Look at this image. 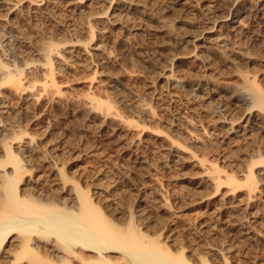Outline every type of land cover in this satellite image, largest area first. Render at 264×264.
Masks as SVG:
<instances>
[{
  "label": "rangeland",
  "instance_id": "374dc122",
  "mask_svg": "<svg viewBox=\"0 0 264 264\" xmlns=\"http://www.w3.org/2000/svg\"><path fill=\"white\" fill-rule=\"evenodd\" d=\"M257 96L264 0H0V196L82 193L167 257L264 264Z\"/></svg>",
  "mask_w": 264,
  "mask_h": 264
},
{
  "label": "bare ground",
  "instance_id": "6f19581e",
  "mask_svg": "<svg viewBox=\"0 0 264 264\" xmlns=\"http://www.w3.org/2000/svg\"><path fill=\"white\" fill-rule=\"evenodd\" d=\"M254 105L264 108V97L257 96ZM6 161L19 165L9 149ZM5 184L6 194L0 196V245L8 238L14 261L28 256L30 261L46 264L54 259L51 256H57L53 251L63 250L68 255L57 256L58 263L61 261L62 264H191L185 253L178 252L175 259L162 254L163 245L132 224L124 228L115 224L116 221L103 216L82 193L73 204L71 200L60 197L50 200L33 198L29 193L19 196L10 180ZM16 231L22 235L13 237ZM8 251L10 253L9 248ZM0 258L6 257L0 255Z\"/></svg>",
  "mask_w": 264,
  "mask_h": 264
}]
</instances>
